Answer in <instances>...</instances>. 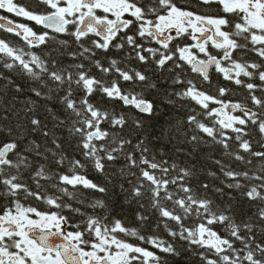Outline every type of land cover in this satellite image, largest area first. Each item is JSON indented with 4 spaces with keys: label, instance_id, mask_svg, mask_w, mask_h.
I'll return each instance as SVG.
<instances>
[{
    "label": "snow or ice",
    "instance_id": "snow-or-ice-1",
    "mask_svg": "<svg viewBox=\"0 0 264 264\" xmlns=\"http://www.w3.org/2000/svg\"><path fill=\"white\" fill-rule=\"evenodd\" d=\"M0 12V264H264V0Z\"/></svg>",
    "mask_w": 264,
    "mask_h": 264
},
{
    "label": "trees",
    "instance_id": "trees-1",
    "mask_svg": "<svg viewBox=\"0 0 264 264\" xmlns=\"http://www.w3.org/2000/svg\"><path fill=\"white\" fill-rule=\"evenodd\" d=\"M0 14H4V13H2V12H0ZM0 35H3L2 33H0ZM2 88H3V85L2 84H0V90H2ZM235 98V97H234Z\"/></svg>",
    "mask_w": 264,
    "mask_h": 264
}]
</instances>
